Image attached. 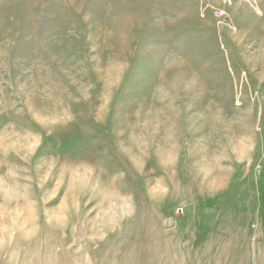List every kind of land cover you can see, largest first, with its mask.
I'll list each match as a JSON object with an SVG mask.
<instances>
[{
    "label": "rangeland",
    "instance_id": "1",
    "mask_svg": "<svg viewBox=\"0 0 264 264\" xmlns=\"http://www.w3.org/2000/svg\"><path fill=\"white\" fill-rule=\"evenodd\" d=\"M0 264H264V0H0Z\"/></svg>",
    "mask_w": 264,
    "mask_h": 264
}]
</instances>
